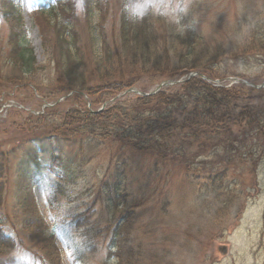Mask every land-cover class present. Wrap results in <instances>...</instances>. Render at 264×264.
Returning a JSON list of instances; mask_svg holds the SVG:
<instances>
[{
	"label": "rangeland",
	"instance_id": "1",
	"mask_svg": "<svg viewBox=\"0 0 264 264\" xmlns=\"http://www.w3.org/2000/svg\"><path fill=\"white\" fill-rule=\"evenodd\" d=\"M19 1L39 70L32 78L36 80L34 84H5L0 89V165H4L0 178L4 195L1 221L5 231L16 242L22 241L28 250L1 247L0 264H85L82 253L87 255H84L86 264H118L116 257L108 259L110 236L105 237L106 226L114 224L120 215L116 206L109 209L106 205L110 189L120 180L119 161L111 164L109 158L112 145L104 139L97 142H82L80 136L67 139L53 127L63 122L70 107L99 110L104 101L111 103L120 97L82 96L73 90L62 94L56 90L62 82L57 81L55 63L47 59L40 29L33 19L35 0ZM109 1L106 35H110L113 20L118 19L120 12L117 11L118 0L102 2L108 4ZM134 1V9L139 12L151 6L157 14L163 15L169 29L161 27V32L168 34L176 26L179 30L192 28L204 35L210 48L223 43L224 37L232 36L234 27L240 23L245 32L248 28L245 18L252 16L251 11L259 10L264 18V0ZM3 3L5 6V0H0V10ZM46 18L52 22L50 14L46 13ZM93 19L98 22L100 15L97 13ZM9 26L7 18L0 13L2 44ZM51 28V24L44 23V38ZM79 28L87 46V29L83 25ZM226 62L216 72L219 77H211L209 81L217 85H238V79L251 89L255 88L253 84L264 83V63L255 59L250 63L245 60ZM94 69L89 65V73ZM164 80L146 76L134 88L148 92ZM256 89L258 91L251 92L261 99L264 87ZM238 147L231 162L226 160L224 148H199L197 144L187 148L184 158L169 162L135 149L122 151L120 157L126 160L121 169L125 173L123 181L128 198L126 205L121 206L140 204L135 209L132 232L134 246L142 254L141 264H264V138L254 144L248 135L247 145ZM187 157L197 164L199 183L206 182L205 176L212 168H229L227 181L233 192L223 194L225 202L221 206L217 201L210 203L212 193L207 194V202L198 200L199 190L183 163ZM29 194L50 223L54 242L60 248L59 256L55 252L52 260L41 258H45L42 250L30 242L23 226L22 197ZM236 205L241 211L228 215V209ZM214 209H218L216 213ZM102 228L104 233L101 234ZM224 247L226 252H223Z\"/></svg>",
	"mask_w": 264,
	"mask_h": 264
},
{
	"label": "trees",
	"instance_id": "2",
	"mask_svg": "<svg viewBox=\"0 0 264 264\" xmlns=\"http://www.w3.org/2000/svg\"><path fill=\"white\" fill-rule=\"evenodd\" d=\"M102 1L35 0L33 4V19L40 29L47 59L55 63L57 81L62 82L56 90L62 94L73 90L82 96L113 97L134 87L146 76L173 79L185 73L198 72L216 78L219 77L216 72L227 64V60L250 63L255 59L264 63V18L259 10L257 13L251 11L252 16L245 18L248 27L245 32L240 23L234 27V32L231 31L232 36L224 37L223 43L210 48L204 35L192 28L179 30L176 26L168 34L161 32V27L169 29L163 15L157 14L151 6L142 12L135 10L134 0H118L119 17L113 20L110 35H106V10L111 1L106 3L107 6ZM0 13L10 25L5 43L0 42V89L5 84H34L36 80L32 78L39 66L36 65L20 1L5 0ZM46 13L52 16V22L46 18ZM97 13L100 19L94 22ZM44 23L52 26L45 38L42 34ZM79 25L87 29V46L83 43L86 37L80 36ZM50 34H53L52 37H49ZM85 47L88 48L87 53ZM89 65L95 68L91 73ZM251 91L258 90L243 84L215 86L195 76L152 95H126L102 111L70 107L63 122L54 125L53 130L67 139L80 136L82 142L108 141L112 145L111 164L119 161L117 175L120 180L106 198L109 209L116 206V211L120 213L114 224L106 226L105 237L110 236L108 259L116 257L118 264H133L132 261L141 264L139 257L142 254L134 246L132 232L135 209L140 204L127 208L121 206L126 205L128 198L123 181L125 173L121 169L126 160L124 156L120 157L122 151L135 149L169 162L178 157L184 158L187 148L197 144L199 148H224L226 160L231 162L233 154L239 151L235 147L247 145L248 135L254 144L264 138V96L256 98ZM183 163L199 190V201L207 202V194L212 193L210 203L213 205L217 201V205L221 206L223 194L233 192L227 181L229 168H212L205 176L206 182L199 183L197 180L201 176L196 175V162L187 157ZM3 168L1 164L0 178ZM31 194L22 197L20 216L23 226L30 242L42 250L45 258L40 257L52 260L55 252L59 256L60 248L54 242L50 223L41 214ZM3 204L0 182V248L27 249L22 241L16 242L5 231V224L1 221L4 218ZM233 209L234 212L231 211ZM217 210L214 209L213 213ZM228 211V215H235L241 207L232 206ZM99 232L104 233L103 228ZM84 255L87 256L82 253L81 258L86 264Z\"/></svg>",
	"mask_w": 264,
	"mask_h": 264
},
{
	"label": "water",
	"instance_id": "3",
	"mask_svg": "<svg viewBox=\"0 0 264 264\" xmlns=\"http://www.w3.org/2000/svg\"><path fill=\"white\" fill-rule=\"evenodd\" d=\"M172 83H174V82H162L154 91H151V92H146V93H142V92H140V91H138V90H136V89H133V88H131V89H128L127 90V92H137V93H140V94H142V95H149V94H152V93H155V92H157V91H159L164 85H168V84H172ZM262 86H264V84L262 85ZM256 87H260V86H256ZM116 98H114V100H115ZM108 102H106L105 104H104V106L107 104ZM223 252H226V247H224V249H223Z\"/></svg>",
	"mask_w": 264,
	"mask_h": 264
}]
</instances>
